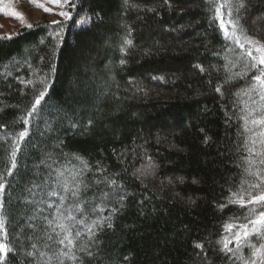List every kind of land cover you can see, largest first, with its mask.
I'll return each instance as SVG.
<instances>
[{"label": "trees", "instance_id": "trees-1", "mask_svg": "<svg viewBox=\"0 0 264 264\" xmlns=\"http://www.w3.org/2000/svg\"><path fill=\"white\" fill-rule=\"evenodd\" d=\"M72 3L65 5L71 19L57 25L43 18L0 39V174L7 181L0 194L7 236L0 238L13 249L4 264H44L38 253L49 251L41 231L47 225L40 217L49 210L42 201L54 199L45 193L55 187L57 169L69 180L81 169L76 156L90 166L81 177L91 185L89 203L117 188L126 194L112 227L97 231L93 255L78 253L83 264H241L220 241L238 230L229 232L226 223H246L249 215L229 198L239 191L247 156L239 117L245 103L257 107L258 97L243 90L255 71L245 68L247 52L257 54L248 40L264 44V0H229L221 9L228 36L215 14L224 0ZM125 38L133 43L122 51ZM25 128L8 175L13 141ZM113 206L120 207L105 200L100 215Z\"/></svg>", "mask_w": 264, "mask_h": 264}, {"label": "snow or ice", "instance_id": "snow-or-ice-1", "mask_svg": "<svg viewBox=\"0 0 264 264\" xmlns=\"http://www.w3.org/2000/svg\"><path fill=\"white\" fill-rule=\"evenodd\" d=\"M37 7L44 8V11L50 12L51 9L45 7L43 4L38 3V0H31ZM50 3L57 4L60 7L67 5L68 7H76L72 0H49ZM229 7V0H224V3L218 4L215 8V14L221 18V27L225 28V22L223 16L225 13L221 11ZM231 15L230 10L227 12ZM5 15H8L5 12ZM12 16L23 19V14L19 12H12ZM64 19H71L72 13L70 11H61L59 13ZM53 24L59 25L61 22L57 20L52 21ZM86 23L81 21V24ZM232 24L233 28L238 27V22L233 20L227 21ZM27 27L31 28L32 25L28 24ZM225 36L229 33L225 28ZM59 39L60 33L55 34ZM235 36V33H232ZM12 37L10 35L0 37L3 40H9ZM239 43V41H237ZM132 40L125 38L121 50L126 51L128 47L132 46ZM248 43L251 44L256 55L251 50L247 52L248 57L251 58L250 65H245L247 71H254V74L250 77V83L247 89L243 90L245 95L251 97V94H255L258 100H252V104L257 107H249L245 103L246 112L243 116L239 117L244 121L243 132L241 133L243 140L241 148L247 153V156L241 157L243 163V173L240 179V188L238 192H232V196L229 198V203L239 204L241 208L248 209L249 215L245 216L246 223H240L236 225L234 223H226L225 229L229 232L234 228H238L237 231L232 233L231 238H223L220 243L223 247L221 251L231 253L229 259H235L241 262V264H264V44L257 40L249 39ZM243 47V45H241ZM121 63H124L122 60ZM54 70V69H53ZM204 71L203 68L200 69ZM152 79H158L153 77ZM25 83H32L29 81H22ZM43 82V81H42ZM47 91V85L45 84V90L40 91L35 97L34 103L31 105V109L28 112V116L31 117L38 111L41 101L44 99ZM220 92V88L216 89ZM24 124H28L27 118H21ZM253 126V127H250ZM2 127V126H0ZM254 128H258V131H254ZM28 135V129L25 128L20 131L17 135V139L13 141V148L10 153V167L6 169L7 174L11 175L16 167V155L19 150V141H22ZM208 138L205 137V143ZM240 149H237L239 151ZM77 160L80 161L82 167L79 171H73L71 179H61L65 176L64 172L57 169L56 179L52 181L55 187H49L45 193L46 197L54 199H45L42 203L49 210V215H42L40 218L47 225V228L42 229V235L45 239L44 247L49 251H41L38 253L39 257L44 260V264H66V261L71 264H83V258L78 253H84L87 256H92L93 253L90 251L91 246L96 241V233L100 230L105 223L108 227H112V217L124 207V200L126 194L116 189L112 194L107 192H101L103 200L100 204L89 203L85 193L91 186L86 183L83 176L85 169H89V165L82 157L76 156ZM102 171V169H98ZM251 178V179H249ZM104 181L109 185H117L116 180H110L108 177H104ZM104 181L96 180V184H100ZM6 179L4 175L0 174V194L3 193L6 186ZM34 187H39L34 185ZM115 199L116 203L120 207L113 206L107 216L100 215L104 209V201ZM249 206H252L249 208ZM3 201L0 200V209H3ZM221 208L225 205H220ZM95 215V219H93ZM32 219H35L33 217ZM6 218L0 216V237H6L7 232L5 229ZM29 228L36 230L38 225L29 224ZM86 237V239H85ZM29 240L33 237L29 236ZM37 240L40 237H36ZM233 241L236 242L237 247L230 249L229 244ZM195 248L202 249L201 243H196ZM33 249L37 248V244L31 245ZM247 247L250 251L247 256L244 255V248ZM13 251L4 239L0 238V264H4V261L8 254ZM49 252L51 255H49ZM29 256L33 253H29Z\"/></svg>", "mask_w": 264, "mask_h": 264}, {"label": "rangeland", "instance_id": "rangeland-1", "mask_svg": "<svg viewBox=\"0 0 264 264\" xmlns=\"http://www.w3.org/2000/svg\"><path fill=\"white\" fill-rule=\"evenodd\" d=\"M38 3L50 8L51 11H44V8L37 7L31 0H0V35L11 36L20 28L27 27L28 24L32 25L43 18H47L50 21L64 20V17L59 15V13L66 11L65 6L62 8L57 4L50 3L49 0H38ZM14 11L22 13L23 19L21 20L12 16L11 13ZM5 12L8 15H5Z\"/></svg>", "mask_w": 264, "mask_h": 264}]
</instances>
